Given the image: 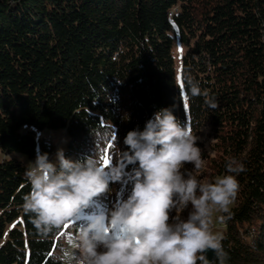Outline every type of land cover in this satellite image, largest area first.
Wrapping results in <instances>:
<instances>
[{"label":"trees","instance_id":"16d2710c","mask_svg":"<svg viewBox=\"0 0 264 264\" xmlns=\"http://www.w3.org/2000/svg\"><path fill=\"white\" fill-rule=\"evenodd\" d=\"M189 78L208 96L192 97ZM160 108L198 137V180L225 175L230 158L245 165L222 245L227 264H264V0H0V264H70L61 238L77 221L42 237L22 211L26 168L58 148L37 129L63 130L72 160L102 162L112 142V164ZM109 186L81 220L131 187Z\"/></svg>","mask_w":264,"mask_h":264},{"label":"clouds","instance_id":"9594fccd","mask_svg":"<svg viewBox=\"0 0 264 264\" xmlns=\"http://www.w3.org/2000/svg\"><path fill=\"white\" fill-rule=\"evenodd\" d=\"M188 85L192 97L208 96L191 78ZM206 103L216 107L213 99ZM197 139L170 108H160L142 130L126 133V150L117 147L107 167L92 155L72 160L58 149L50 160L47 153H37L24 173L31 187L22 211L47 237L53 229L80 219L94 199L113 191L110 183H129L126 198L78 224L76 264H213L209 250L218 264H227L225 236L213 232V214H226L219 216L221 222L231 218L240 190L237 176L246 169L230 158L225 175L201 182L185 168H203ZM189 205L187 218H181Z\"/></svg>","mask_w":264,"mask_h":264},{"label":"rangeland","instance_id":"374dc122","mask_svg":"<svg viewBox=\"0 0 264 264\" xmlns=\"http://www.w3.org/2000/svg\"><path fill=\"white\" fill-rule=\"evenodd\" d=\"M185 47L176 39L175 44L173 46V57H174V68L176 72V79L177 81L180 80V66H181V54L184 52ZM42 136L51 137V139L57 143V150L63 149L66 144V137L64 135L63 130H48V129H37L36 130V137L39 139ZM55 154L50 155L49 159L54 160ZM31 164V163H30ZM193 173L195 170H191ZM219 216L221 213L217 212L213 214V223H212V230L215 233H222L224 232V224L219 220ZM86 220H77V223L74 226H71L67 232L62 236L61 241L63 242L64 248H66V258L70 264H76L77 258L79 257V250L76 248L75 242V234L78 231V224L85 222ZM74 221H71V224ZM70 224V225H71Z\"/></svg>","mask_w":264,"mask_h":264},{"label":"snow or ice","instance_id":"6c2138e0","mask_svg":"<svg viewBox=\"0 0 264 264\" xmlns=\"http://www.w3.org/2000/svg\"><path fill=\"white\" fill-rule=\"evenodd\" d=\"M116 140V136L113 135L112 137V141H115ZM114 147V144L112 142H110L107 146H105V148L103 149V154L101 156V160H102V163H103V166L104 167H107L112 161L110 159V156H109V151L110 149H112ZM71 221H69L68 223L64 224L63 227L67 228L69 227ZM51 254V253H50Z\"/></svg>","mask_w":264,"mask_h":264},{"label":"water","instance_id":"95a60500","mask_svg":"<svg viewBox=\"0 0 264 264\" xmlns=\"http://www.w3.org/2000/svg\"><path fill=\"white\" fill-rule=\"evenodd\" d=\"M207 258L211 261H213V259H214V253L211 251V250H209L208 251V253H207Z\"/></svg>","mask_w":264,"mask_h":264}]
</instances>
